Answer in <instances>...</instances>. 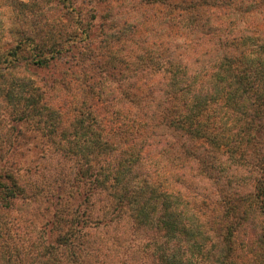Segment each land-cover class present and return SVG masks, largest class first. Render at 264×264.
<instances>
[{"label": "trees", "instance_id": "16d2710c", "mask_svg": "<svg viewBox=\"0 0 264 264\" xmlns=\"http://www.w3.org/2000/svg\"><path fill=\"white\" fill-rule=\"evenodd\" d=\"M0 95L71 259L129 220L160 264H264V0H0Z\"/></svg>", "mask_w": 264, "mask_h": 264}, {"label": "rangeland", "instance_id": "374dc122", "mask_svg": "<svg viewBox=\"0 0 264 264\" xmlns=\"http://www.w3.org/2000/svg\"><path fill=\"white\" fill-rule=\"evenodd\" d=\"M86 1L76 3L84 6ZM14 113L11 104L0 95V169L12 170L18 181L16 188H20L8 200L3 201L0 196V264H160L151 250L142 248L154 237L153 233L133 228L129 220L115 230L117 240L110 230V235H104L101 227L84 226L82 220L77 229L90 233L88 244L92 251L88 254L77 248L71 259L69 248L57 242L67 228L58 230L52 225L54 206L50 202L59 194L49 175L50 169L61 162L45 152L50 150L49 139L28 123L17 124ZM19 132L24 134L23 140ZM42 147L44 152L39 150ZM93 215H100L97 208Z\"/></svg>", "mask_w": 264, "mask_h": 264}]
</instances>
